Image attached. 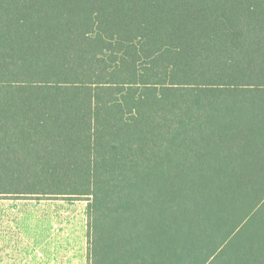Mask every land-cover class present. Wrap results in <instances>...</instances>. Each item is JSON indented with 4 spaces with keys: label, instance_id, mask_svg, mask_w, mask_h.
Listing matches in <instances>:
<instances>
[{
    "label": "trees",
    "instance_id": "16d2710c",
    "mask_svg": "<svg viewBox=\"0 0 264 264\" xmlns=\"http://www.w3.org/2000/svg\"><path fill=\"white\" fill-rule=\"evenodd\" d=\"M88 200L89 264H264V0H0V197Z\"/></svg>",
    "mask_w": 264,
    "mask_h": 264
},
{
    "label": "crops",
    "instance_id": "0c3cea01",
    "mask_svg": "<svg viewBox=\"0 0 264 264\" xmlns=\"http://www.w3.org/2000/svg\"><path fill=\"white\" fill-rule=\"evenodd\" d=\"M88 200L0 197V262L89 264Z\"/></svg>",
    "mask_w": 264,
    "mask_h": 264
},
{
    "label": "rangeland",
    "instance_id": "374dc122",
    "mask_svg": "<svg viewBox=\"0 0 264 264\" xmlns=\"http://www.w3.org/2000/svg\"><path fill=\"white\" fill-rule=\"evenodd\" d=\"M0 264H22V263H18L17 260H15V261L7 260V261H5L4 263H3V262H0Z\"/></svg>",
    "mask_w": 264,
    "mask_h": 264
}]
</instances>
